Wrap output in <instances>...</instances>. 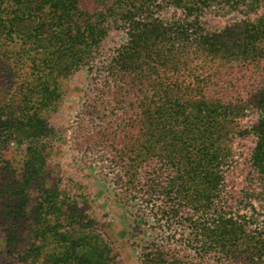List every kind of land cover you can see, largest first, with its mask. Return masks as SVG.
<instances>
[{"label":"trees","instance_id":"trees-1","mask_svg":"<svg viewBox=\"0 0 264 264\" xmlns=\"http://www.w3.org/2000/svg\"><path fill=\"white\" fill-rule=\"evenodd\" d=\"M95 1L90 7L83 0H0V73L16 85L18 100L0 104V147L29 138L30 151L50 155L57 130L46 118L58 110L71 78L103 52L108 36L125 31L126 41L100 69L105 85L139 94L141 112L131 123L140 130L127 134L117 155L127 191L142 204L137 219L149 213L161 232L142 248L139 264H264V210L256 208L264 209V85L241 104L228 86L212 89L183 78L200 70L192 62L201 57H263L264 14L223 29L207 27L202 14L216 2L252 12L264 0H169L183 9L170 19L160 15L167 0ZM210 72L203 71L208 80L217 73ZM245 109L255 117L249 125L240 122ZM249 138L248 151L235 146ZM39 168L26 160L21 172H0V200L13 199L25 212ZM37 189L44 216L37 249L43 252L49 231L57 261L101 264L76 237L85 230L82 213L63 201L58 187Z\"/></svg>","mask_w":264,"mask_h":264},{"label":"rangeland","instance_id":"rangeland-1","mask_svg":"<svg viewBox=\"0 0 264 264\" xmlns=\"http://www.w3.org/2000/svg\"><path fill=\"white\" fill-rule=\"evenodd\" d=\"M83 1L90 7L98 5L95 0ZM165 4L161 16L169 19L183 16L182 8H176L169 0ZM263 14L264 4L249 12L216 2L206 8L202 17L207 27L223 29L244 19H258ZM126 39L125 31L112 32L97 59L82 67L69 81L58 110L46 118L45 123L57 130L50 155L30 151L29 138L23 141L11 138L6 145H1L0 172L7 173L10 169L21 172L29 160L40 167V173L33 182L34 192L27 198L25 212L18 211L13 199L0 200V264H78L73 260L70 263L57 261L53 254L55 239L48 234L49 231L43 252L37 249L40 239L44 241L37 231L38 223L44 219L37 211V203L41 200L37 188L42 186L45 189L58 187L63 201L82 213L85 230L76 237H81L87 249L92 251L90 255L93 254V259L101 264H139L142 248L159 240L161 232L155 228L153 216L147 213L144 219H137L142 204L127 191L126 169L117 157L125 148L127 134L131 131L137 135L140 130V124L132 126L131 123L141 112L139 94L105 85L106 78L100 69ZM204 60L201 57L192 62L200 70L190 76L186 73L184 84L197 81L208 83L207 87L212 89L228 86V93L241 104L250 99L252 91L264 85V56L239 62ZM205 68H210V73L216 71V76L208 80L203 75ZM4 80L0 73V104L9 100L11 105H16V85ZM99 103V113L93 114L92 106ZM241 115L240 122L244 125L255 121L254 114L248 109ZM236 145L238 149L248 151L252 146L251 138L237 139ZM28 150L30 157H26ZM256 208L264 210L258 204Z\"/></svg>","mask_w":264,"mask_h":264}]
</instances>
